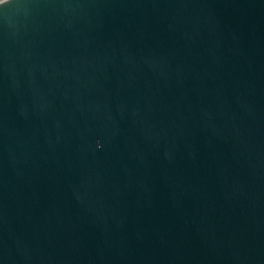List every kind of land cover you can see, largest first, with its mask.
Here are the masks:
<instances>
[{
	"label": "water",
	"instance_id": "obj_1",
	"mask_svg": "<svg viewBox=\"0 0 264 264\" xmlns=\"http://www.w3.org/2000/svg\"><path fill=\"white\" fill-rule=\"evenodd\" d=\"M0 264H264V0L1 3Z\"/></svg>",
	"mask_w": 264,
	"mask_h": 264
},
{
	"label": "bare ground",
	"instance_id": "obj_2",
	"mask_svg": "<svg viewBox=\"0 0 264 264\" xmlns=\"http://www.w3.org/2000/svg\"><path fill=\"white\" fill-rule=\"evenodd\" d=\"M1 2H3V1H6V0H0Z\"/></svg>",
	"mask_w": 264,
	"mask_h": 264
},
{
	"label": "built area",
	"instance_id": "obj_3",
	"mask_svg": "<svg viewBox=\"0 0 264 264\" xmlns=\"http://www.w3.org/2000/svg\"><path fill=\"white\" fill-rule=\"evenodd\" d=\"M4 2V1H3ZM0 3H2L1 1H0Z\"/></svg>",
	"mask_w": 264,
	"mask_h": 264
}]
</instances>
